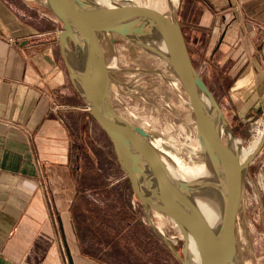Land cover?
<instances>
[{"label":"crops","instance_id":"obj_1","mask_svg":"<svg viewBox=\"0 0 264 264\" xmlns=\"http://www.w3.org/2000/svg\"><path fill=\"white\" fill-rule=\"evenodd\" d=\"M22 1L0 0V264H68L64 240L74 264H136L139 221L111 142L66 66L58 21ZM198 6L228 105L252 121L264 107V0Z\"/></svg>","mask_w":264,"mask_h":264},{"label":"water","instance_id":"obj_2","mask_svg":"<svg viewBox=\"0 0 264 264\" xmlns=\"http://www.w3.org/2000/svg\"><path fill=\"white\" fill-rule=\"evenodd\" d=\"M37 1L62 24L57 36L66 66L88 103L91 117L111 142L116 159L140 203L146 210L169 217L180 228L185 240L191 238L195 242L200 264H237L236 224L244 177L248 162L264 143V135L253 155L243 160L228 141L226 132L223 141L221 128L227 130L225 120L193 65L179 23L167 12L133 0H114L109 4L97 0ZM146 26L144 35L157 43L163 39L165 51H150L165 61L185 91L199 138H203L200 142L213 158L219 179L220 209L216 229L182 195V191L188 190L187 185L171 174L162 151L152 142L151 133L121 117L110 101L109 74L100 34L114 32L147 48L136 40ZM70 42L75 45L73 59L67 52ZM202 97L207 99L213 112L206 109ZM144 165L152 177L142 176ZM153 179L158 181V189H154ZM64 246L68 264H74L65 240ZM183 262L188 264L185 248Z\"/></svg>","mask_w":264,"mask_h":264},{"label":"rangeland","instance_id":"obj_3","mask_svg":"<svg viewBox=\"0 0 264 264\" xmlns=\"http://www.w3.org/2000/svg\"><path fill=\"white\" fill-rule=\"evenodd\" d=\"M9 1L24 4L22 0ZM138 1L166 6L165 12L182 29L193 65L221 110L227 131L239 138L244 147L259 139L258 147L264 135V107L249 122L233 115L225 97L227 74L220 72L217 60H211L208 33L198 29V0H165L166 4L164 0ZM41 12L42 19L50 15L43 7ZM26 14L27 20L31 21V14ZM45 25L43 20L42 28L47 27ZM58 25L62 28L60 21ZM100 41L109 74V97L115 111L130 123L151 133L169 156L187 164L199 163L197 156L204 157L205 149L200 142L186 93L180 84L173 83L176 77L169 66L159 55L117 33L101 32ZM67 48L69 54L73 55L75 45L70 42ZM213 110L210 109L211 112ZM221 134L225 141L224 132ZM106 142L111 162L117 165L116 176L120 175L121 193L132 195V207L139 221L138 247L136 253L132 250V263L184 264V240L180 228L162 213L145 209L133 193L124 170H117L119 164L115 153L108 140ZM202 183L198 188L211 186ZM236 254L237 264H264V143L247 165L236 224Z\"/></svg>","mask_w":264,"mask_h":264},{"label":"bare ground","instance_id":"obj_4","mask_svg":"<svg viewBox=\"0 0 264 264\" xmlns=\"http://www.w3.org/2000/svg\"><path fill=\"white\" fill-rule=\"evenodd\" d=\"M97 1L104 3V4H109V3L113 2L114 0H97ZM136 2H139V1L136 0ZM164 4H166V1L164 2ZM150 6H154V7L158 8L159 10L165 12V7H166L165 5L160 6V5L153 4ZM146 31H147V26H146V28H143V32L138 34L136 40L138 42L140 41V43H144V45H146V47L149 48V51H150V49L151 50L157 49V50L165 51V44H164L163 39L161 38L159 43H157L156 41H153L151 38H149L147 35H144V34H146ZM79 46H80V44H79ZM69 57L71 59H73L75 57V54H73V55L69 54ZM162 61L165 62L163 59H162ZM173 83L175 85L176 84L179 85V82L177 79ZM175 87H177V86H175ZM202 98H203V102L205 104L206 109L210 110L211 106H210L209 102L207 101L206 98H204V97H202ZM222 132H226V134L229 133L226 129L221 128V133ZM230 136L232 137V138H230V143L233 146V148L238 151L239 157L241 160H243L245 157H251L253 155L254 150L257 147V143H258L259 139L255 140L250 146L244 147L239 138L234 137L231 134H230ZM200 141L203 142L202 137H200ZM152 142H153L155 147H157L160 151H162V153H163L162 158H163L164 162L166 163L168 169L170 170L171 174L175 178L182 181L185 185H187L188 190L182 191L181 192L182 195H184L186 199H188L191 203H193V205H195V207L198 209V211L203 214V216L208 221V223L211 225V227L213 229H216L218 227V226H216V222L219 218L220 206H219V196L217 193L216 177L211 172L210 165H209V163H210L212 166H214L213 165L214 161H213V158H212L210 152L208 151V149L205 147L204 157H203V155L197 156L199 163L194 164L193 162H191V163L187 164L183 161L178 160L177 158H175L173 156H169L167 154V152L162 150L161 147L159 146V140L157 138H152ZM195 148H197V147H195ZM167 156H169L170 158ZM193 157H194V155H193ZM205 160H207L208 163H205ZM143 171H144V174L142 176L145 179L147 176H149V178L152 177L151 171L145 165L143 166ZM202 182H206V183L210 182L213 185L210 188H208V187L204 188V189L198 188L200 183L203 184ZM153 183H154V185H153L154 189H158L159 188L158 181L153 179ZM155 213H157V212H155ZM184 248L186 250L188 264H200L199 263V251L195 245V242L191 238L186 239L184 241Z\"/></svg>","mask_w":264,"mask_h":264},{"label":"flooded vegetation","instance_id":"obj_5","mask_svg":"<svg viewBox=\"0 0 264 264\" xmlns=\"http://www.w3.org/2000/svg\"><path fill=\"white\" fill-rule=\"evenodd\" d=\"M226 134V133H225ZM226 137H227V139H228V141L230 142V138H232L231 136H230V134L229 133H227L226 134ZM223 139V138H222ZM205 163H208L207 162V160H205ZM209 165H210V170H211V172L214 174V176L216 177V185H217V193H218V196H219V179H218V175H217V173H216V170H215V168L209 163ZM206 183V182H205ZM208 184H211V186H209V188L210 187H212V183H208ZM183 240H184V237H183Z\"/></svg>","mask_w":264,"mask_h":264}]
</instances>
